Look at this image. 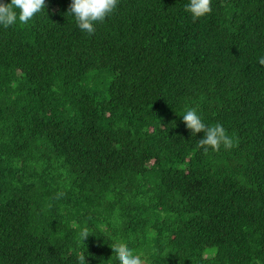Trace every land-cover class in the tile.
Returning <instances> with one entry per match:
<instances>
[{
	"label": "trees",
	"instance_id": "16d2710c",
	"mask_svg": "<svg viewBox=\"0 0 264 264\" xmlns=\"http://www.w3.org/2000/svg\"><path fill=\"white\" fill-rule=\"evenodd\" d=\"M45 3L0 26V264H264V0H119L92 35Z\"/></svg>",
	"mask_w": 264,
	"mask_h": 264
},
{
	"label": "clouds",
	"instance_id": "9594fccd",
	"mask_svg": "<svg viewBox=\"0 0 264 264\" xmlns=\"http://www.w3.org/2000/svg\"><path fill=\"white\" fill-rule=\"evenodd\" d=\"M119 0H71L69 12L74 18L81 32L92 35L95 25L102 22L117 7ZM212 0H188L185 11L193 19L204 17L212 12ZM46 7L45 0H0V26L5 28L20 24H27ZM264 65V56L258 57L257 61ZM186 128L192 136L203 132L202 138L198 140V146L204 152L209 149L219 151L221 145L225 149L233 146V139L227 134L226 129L219 123L215 125L206 124L195 109H186L182 114ZM89 229L85 226L79 231L82 241L89 236ZM113 249L114 264H145L146 257L143 253L134 251L123 243H117ZM77 264H88L85 254L77 255Z\"/></svg>",
	"mask_w": 264,
	"mask_h": 264
}]
</instances>
